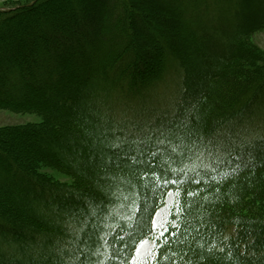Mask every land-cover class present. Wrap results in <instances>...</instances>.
I'll return each mask as SVG.
<instances>
[{"label":"trees","instance_id":"obj_1","mask_svg":"<svg viewBox=\"0 0 264 264\" xmlns=\"http://www.w3.org/2000/svg\"><path fill=\"white\" fill-rule=\"evenodd\" d=\"M40 1L27 8L19 7L10 15L0 12V108L44 109V116L56 117V111L48 110L50 102L46 106H31L32 97L40 93L34 90L33 94L22 80L34 70H29V63L44 59V67L52 70L53 79L59 84L68 68L66 62L76 65L84 61L76 54L77 49L86 58L92 55L97 63L91 70L97 79L89 81V93L99 90L107 97L117 90L126 102L135 104L145 97L148 87H138L140 77L145 74L158 76L152 84L159 81L162 85L159 89L164 92L161 88L167 84L164 83L167 73L156 76L155 64L151 62L155 59L153 53H158V59L162 57V49L166 53L176 52L177 68L182 76L173 105L156 109V118L168 122V127L159 132L162 138L144 136L135 120L131 133L120 135L121 144L112 146L109 153L119 154L121 149L135 145L136 154L122 155L116 163L104 166L96 178L85 163L79 169L73 167L76 171L73 176L85 179L81 180L84 187L67 186L65 190L66 187L52 186L32 176L24 166L27 162L21 161L26 154L17 143L6 139L21 132L0 130V174L12 176L10 181L0 184V264H45L40 254L53 237L67 242L69 249L76 243L75 253L81 249V260L73 264L80 261L95 264L93 257L103 261L100 264H130L132 250L146 235L158 207V195L170 189L177 190L180 196L181 210L175 223L178 227L173 226L167 242L164 241L156 259L149 264H264V56L248 41L264 29V8L254 7V0H238L237 15L229 20L233 23L223 28L220 22L228 7L222 9L223 0L156 1L157 9L168 16L162 18L167 33L157 40L158 52L144 39L157 33L146 27L148 13L144 7L153 3L152 0ZM261 3L264 7V0ZM183 5L188 7L189 14L183 13ZM180 23L195 26V30L181 33L185 27ZM197 49L199 55L195 53ZM188 50L194 52V58L188 57ZM6 53L8 58H4ZM26 54L31 56L29 61L24 58ZM198 58L207 64L202 73L193 67ZM136 70L140 74L137 77ZM19 74H23L21 78ZM133 75L137 78L135 86ZM45 77H38L39 87H44ZM103 80L124 85L103 89L100 87ZM56 88L60 90H45L54 107L63 105V95L58 94L64 88ZM89 98L90 95H85L81 100L67 102L68 114L63 120L68 119L71 127L88 130L81 123L87 115H76L72 109H85ZM129 112L134 114L132 110ZM107 131L106 127L104 133ZM35 132L39 134V130L29 133ZM182 137L186 141L181 145ZM215 138L219 143L208 146ZM18 184L27 192L30 188L33 195L50 204L81 203L86 209L91 208L97 222L96 229L89 231L92 236L86 238L79 230L54 229L40 215H29L22 210L26 195L16 191ZM102 184L107 189L105 193L96 191ZM113 193L118 196L113 197ZM44 201L38 204L43 213L47 205ZM117 204L120 205L116 216L105 226L104 216L109 215V207ZM68 213L60 216L67 219ZM80 217L72 222L80 226L89 222L83 210ZM46 229L50 237L44 238ZM231 230L233 234L228 237ZM1 234L36 241L29 260L22 261V247H16L8 241L9 237ZM79 234L80 240L76 241ZM87 241L89 247L85 248ZM12 254L17 259L11 258Z\"/></svg>","mask_w":264,"mask_h":264},{"label":"rangeland","instance_id":"obj_2","mask_svg":"<svg viewBox=\"0 0 264 264\" xmlns=\"http://www.w3.org/2000/svg\"><path fill=\"white\" fill-rule=\"evenodd\" d=\"M36 1L37 0H0V12L8 13L10 15L11 13L12 14L15 13L16 12L15 10L17 8L19 7H21L22 9L27 8L30 5L36 3ZM152 1L153 3L144 7L147 10L146 13H148L146 18V25L148 26L146 27L153 31H156L157 33L155 35H152L151 37L144 36V39L146 40L147 45L154 47L153 49H156L159 52V48L156 45L157 40L158 39L161 40L160 38L164 36L166 32V30L164 29L166 28L164 24L165 22L163 21L162 18L164 17L165 19H167L168 16L167 14H164L157 9L158 5L155 2L160 0H152ZM223 1H224V5L222 9L223 10L225 9V5H227L228 7L226 9L227 11L224 10L225 11L224 12L225 14L223 13L224 19L220 22V25H222V27L225 26V28H229V26H231V24L233 23V21H229V20H232L234 15L235 16L237 15L236 10L238 9L237 7L238 0H223ZM254 1H255V3H253L254 7L258 9L264 8L263 4L261 3L262 0H254ZM40 2L43 1L41 0ZM161 2L162 0L160 1V3ZM38 3L39 2H37V4ZM183 8H184L182 10L183 13L189 14L188 7L186 5L185 6L183 5ZM244 8H247V6L245 5ZM249 11L250 10H248V12ZM72 12H76V11L74 10ZM191 17L193 16L191 15ZM77 18L78 16H76V21ZM72 21L75 22V20ZM240 21H242V19ZM180 24H182V27H185L184 29L181 30V33L183 32V30L185 32L186 31L192 32V30H195V26H185L184 23H180ZM80 33H83L82 29ZM188 34L190 33L188 32ZM248 41L254 47L258 48L260 50L261 55L264 56V29L261 30L260 32L253 34L251 37H249ZM83 53H84L83 51H79L78 49L76 50V54L77 55L80 54L79 57H81L84 61H80V62L78 61L76 65H72L71 62H66L65 68L66 67L68 68L65 71V68L63 67L64 69L63 71H65V76L64 78H62V82H60L59 84L55 83L52 75V70H47V67H44L45 65L43 62L44 59L43 60L37 59L38 60L37 62L29 63V67H30L29 70H32V68H34V70L33 72L29 73L31 79L26 74V77L22 80V84L23 82L26 83V86L28 87L29 91H32L33 94H34V90L36 93L37 92L40 93L39 96L32 97V102L30 104L31 106L34 105L46 106L50 102L49 103L50 105H48L49 109L48 108L47 109L52 111V113H55L56 111L58 113L56 117H54L53 115L44 116L42 114L44 113L43 112L44 109H42L41 111L40 110L16 111L8 108L5 109L0 108V130H4V129L15 130L17 132L22 133V134L20 133V135L17 136L9 135L6 139H9V141L13 142V144L17 143L19 148L21 147L22 149L21 152L26 154L21 160L22 162H27L26 164H24V166L28 169V171L31 172L32 176L41 178L45 183L52 186L66 187L65 190H67L68 187L76 188L77 186L80 185L84 187L81 181L83 178L79 179L73 176V174L76 173V171H73V167L78 168L81 166L82 163H85L88 165L90 170L93 171L92 173L93 178H96L100 176V174L102 173V168L104 166L110 165L112 163H116L117 161L120 160L122 155L123 156L127 155L130 157L134 156L136 154L135 152H137V148L135 147V145H131L129 148L126 147L123 150L121 149V151H119V154L109 153V149L112 146L121 144L120 140L122 137L120 135H123V133L124 134L131 133L132 125L134 124L135 120H136L135 123L141 125L144 136L149 134L148 137L153 136L156 139L162 138L159 132H163L164 128L168 127L167 126L168 122L165 121V118H163L162 121L159 118H156L155 115L157 114L156 109L157 107H159L160 109L161 107L170 108V106L173 105L172 104V102L174 101L173 98L177 97V92L180 88L178 87L180 85V77L182 76V73L179 72L180 70L177 68L175 51L170 50L168 53H166L165 49H162L161 50L162 57L160 59H158L157 57L158 53H153V57L155 59H153L151 62L155 64V66L153 67L156 68L157 71L156 76L158 74L163 73L164 71H166L165 73H167L165 78L167 80L164 81V83L167 84H165L161 88L164 92H161L159 89L162 86L161 84H159V81L157 82V85L152 84L153 79L158 78V76L154 77V75L152 76L151 74H145L144 77L141 76L140 77L141 79L139 78L141 81H139L138 84V87L140 88L148 87L147 89H145L146 91L145 97L141 98L142 100L140 99L135 101V104L133 103L134 104L133 105L132 103H130V101L126 102V98L121 96V92L117 90H115L114 92L110 91L111 92L110 96L107 97L99 90H94L89 93V90L87 89L89 86V81L91 82L92 80L97 79L96 75H93L91 71L94 69L97 63H94L95 58L92 57V55L86 58L83 55ZM187 53H188L187 54L188 57L194 58L195 55L193 51L188 50ZM195 53L199 55V53L201 52L197 49L195 50ZM204 55L209 56L206 54ZM30 57L31 56H27L26 54L24 58L29 61ZM4 58H8L7 53L5 54ZM69 58L68 60H71ZM11 60H15V59L12 58ZM27 60L26 63H28ZM146 65L151 66V64H146ZM193 67L198 70V73H202L207 68V64H204L201 61V59L198 58V61L195 62ZM136 72L137 73L135 74L137 77L140 75L139 70L138 71L136 70ZM22 75L19 74V77L21 78ZM42 75L46 76L45 79L43 78V81L45 83H44V87H39L40 83L39 84L37 83L38 77H41ZM169 76H171V78L173 79H168ZM132 77H134V79L133 78L132 79L134 80V86H135L137 82V78L135 77V75H133ZM155 82L156 81L154 80V83ZM123 85L124 84L122 83V85L118 86L115 83L114 84L110 83L109 80H103L100 87L104 89V87H121ZM14 86L15 85H12V87ZM17 87H23V86L19 85ZM51 87H54V89H51ZM56 87H61V89L64 88V90L59 92L58 94V95H63L62 97L63 105L56 106L57 105L56 104L54 107L52 106L53 105L52 100L46 98L47 91L45 90L50 89V91H55L56 89L59 91L60 88H56ZM88 94L90 95L89 98L90 100L87 106L85 105L86 106L85 109H80V110L72 109V111L76 115H84V116L87 115V118L84 117L82 120L83 122L81 123L85 124L88 127L87 128L88 130L86 131L85 128L81 130L77 126L75 128L71 127L72 123H69L68 119L63 120L64 116L68 114L67 106H66L67 102L71 100L74 102L78 99L81 100L85 95L88 97L89 96ZM262 98H260V104L262 103L261 102ZM93 107H95V110L92 109ZM131 110L134 112V114H131L129 112ZM166 113L169 114L168 112ZM152 119L155 120L152 122ZM95 124H97L98 126H96ZM106 127L107 130H109L106 132V134L110 132L109 134L111 135H106L104 133ZM30 130H39V134L37 132L29 133ZM254 130L255 128L252 129V131ZM68 132L77 133L78 135H73L72 137H68V134L66 135V133ZM44 134L46 135V137H42L45 136ZM185 141L186 139H183L182 137L180 144L181 145L184 144ZM139 143L140 142L136 141V144ZM218 143H219L218 139L215 138L212 141H209L207 145L214 146L217 145ZM122 145H125V143ZM129 170H131V168ZM67 171H70L71 174L67 173ZM131 173H133V170L131 171ZM10 177H6V176L3 177V175L0 174V184H4L5 182L10 181L11 180ZM23 187H21V185L18 184L16 191L20 193H24L26 195L25 198H23L24 200L22 201L21 205L23 206L22 210H26L29 215L31 216L32 215L36 216V214L40 215L39 217L42 219V221L51 224V226L54 227V229L67 228L71 232H74V230H79L80 232L82 233L84 232V234H86V238L88 236L89 238L92 236L90 235L89 231L91 230L92 232L94 229H96L97 222L95 220V213L91 208L88 207L86 209L85 207L81 206L82 205L81 203L72 204V205L68 203L65 204V206H59L58 203L56 202L50 204L45 202L38 195H33L32 192L30 191V188H28V192H27ZM96 188H97L96 191L98 192L101 191L103 193H105L107 190L105 189L104 184L99 185ZM153 192L154 190L150 193L154 194ZM112 195L113 197L118 196L114 193ZM41 201H44V204H47L46 212L44 213L42 211V208L40 209V207L38 206V204ZM99 202L96 203L98 205H101V203ZM118 205L120 204H117V206L113 205L109 207L108 210L109 215L106 217L104 216L103 218L104 219L103 222L105 221L104 222L105 226L106 224H108L109 219H111V217L116 216L117 213L115 211H117V209L119 208ZM82 210L89 217L88 218L89 222L81 226L75 225L74 222H72V220H74L76 217L77 218L80 217V212H82ZM180 210H181V201L177 190H172V189L166 190L160 195H158V207H156V209L152 214L149 226L146 230V235L144 236V238H142L140 241H138L135 244V247L132 250L130 264H149L156 259V254L160 246L170 236V231L172 230L173 226L177 221V216ZM67 211L70 212L68 213L69 217L67 219L65 218L63 219L60 215L66 214ZM36 219L38 218L36 217ZM42 221L40 222L44 223ZM154 222L155 225L157 226H154ZM37 224L38 223H36V225ZM76 227H80V229ZM165 228L167 229V231L164 232L163 236H160L161 231H163ZM46 231L48 230L47 229L44 230L43 233H45ZM232 231L233 230H231L229 233L227 232L228 237L233 234ZM45 234L46 235H43L44 238L50 237L49 235H47V232ZM1 236L3 235L1 234ZM3 237H9L10 240L8 238L7 239L10 243L12 241V243L16 245V247L17 246L22 247V249L24 250V252L22 253L23 255H20V259L22 261H28L33 251H35L36 249L34 248L36 246V241H32L24 237H21L19 239H14L10 236H3ZM75 238L76 241H79L80 234L77 235ZM51 239L52 240H50L49 245L45 244L43 246L44 250L40 254L43 261H45V264H73L76 261L79 262V259L81 260V258H79L82 253L81 249H78L79 250L78 253L77 252L75 253L74 250V248L77 247V245H75L76 243L73 245L71 249H69L70 246L67 245L68 244L67 242L54 237ZM145 240L147 241V243L144 244V246L140 249V254H138L137 248L140 246L141 241H145ZM88 242L89 241L86 242V246H84L85 248L89 247ZM150 249L152 250L151 252H149ZM181 250L182 249H180V251ZM153 255H155V259H153ZM11 256H12L11 258L14 257V259H17L16 255L12 254ZM1 258L2 256L0 255V259ZM11 258L8 260H11ZM92 262L95 264H100L103 261L93 257ZM80 264L83 263L80 261Z\"/></svg>","mask_w":264,"mask_h":264},{"label":"snow or ice","instance_id":"obj_3","mask_svg":"<svg viewBox=\"0 0 264 264\" xmlns=\"http://www.w3.org/2000/svg\"><path fill=\"white\" fill-rule=\"evenodd\" d=\"M173 183H175L176 181H172ZM189 195H193V193H189ZM154 226H157V225H155V222H154ZM175 227H178V226H176V225H174ZM165 231H167V229L165 228L163 231H161V233H160V236H163L164 235V232ZM173 235H175V233H173ZM167 241H165V243H166ZM147 243V241L145 240V241H141V244H140V246L137 248V253L138 254H140V249L144 246V244H146ZM152 250L150 249L149 250V252H151ZM153 259H155V255H153Z\"/></svg>","mask_w":264,"mask_h":264}]
</instances>
